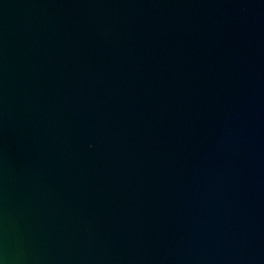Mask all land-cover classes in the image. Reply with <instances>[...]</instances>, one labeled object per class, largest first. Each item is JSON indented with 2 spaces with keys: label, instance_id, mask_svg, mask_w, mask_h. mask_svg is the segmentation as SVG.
I'll use <instances>...</instances> for the list:
<instances>
[{
  "label": "water",
  "instance_id": "obj_1",
  "mask_svg": "<svg viewBox=\"0 0 264 264\" xmlns=\"http://www.w3.org/2000/svg\"><path fill=\"white\" fill-rule=\"evenodd\" d=\"M0 264H264V0H0Z\"/></svg>",
  "mask_w": 264,
  "mask_h": 264
}]
</instances>
